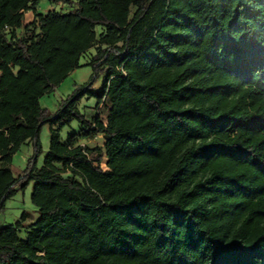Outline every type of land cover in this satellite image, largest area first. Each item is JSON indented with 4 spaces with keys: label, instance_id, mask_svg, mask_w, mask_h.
Listing matches in <instances>:
<instances>
[{
    "label": "trees",
    "instance_id": "16d2710c",
    "mask_svg": "<svg viewBox=\"0 0 264 264\" xmlns=\"http://www.w3.org/2000/svg\"><path fill=\"white\" fill-rule=\"evenodd\" d=\"M41 1L0 0V212L32 183L39 213L0 226V264H264V0ZM93 47L90 80L44 109Z\"/></svg>",
    "mask_w": 264,
    "mask_h": 264
},
{
    "label": "rangeland",
    "instance_id": "374dc122",
    "mask_svg": "<svg viewBox=\"0 0 264 264\" xmlns=\"http://www.w3.org/2000/svg\"><path fill=\"white\" fill-rule=\"evenodd\" d=\"M71 6L69 4H55L52 0H42L40 6L37 9L38 13H46L50 9L56 10H69ZM34 19V13L32 11H27L24 17V23L28 24ZM101 28H97V32H101ZM17 34L23 36L27 34V30L23 26L17 30ZM96 52L95 47L88 50L81 58V66L74 71H72L55 89L43 95L40 98V104L44 109L54 113L58 110L61 101L68 97L73 90L88 82L91 76L94 73V69L91 65H88L91 57ZM103 75L100 73L96 78L94 87L98 89L101 86ZM80 110L85 114L86 118L91 122H94L95 118L98 116L105 123L107 122V117L109 115V107L104 105H97L95 97H84L80 104ZM81 128V124L74 120L70 125H66L61 130V136L63 140H66L68 136L74 132H78ZM40 141L42 146V153L38 157V166H41L43 163L44 156L49 150L51 134L49 131V125L44 124L40 129ZM83 144L93 147L104 149L105 139L102 134L96 136L93 139L81 140ZM34 153V147L31 142L24 143L20 150L14 155L12 163V171L17 177L22 174L23 170L27 166V162L30 156ZM69 175V173H65ZM33 184H29L24 190H18L17 193L8 199L5 203L3 210L0 212V226L15 223L25 212L26 220L23 222V227L20 230V236L24 237L26 232L31 227V224L34 223L39 217L37 208L33 205L31 201V190Z\"/></svg>",
    "mask_w": 264,
    "mask_h": 264
}]
</instances>
